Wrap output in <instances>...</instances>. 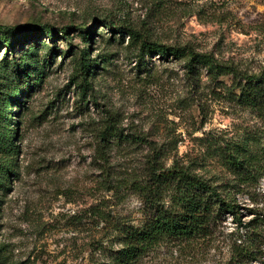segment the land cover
Segmentation results:
<instances>
[{
	"label": "rangeland",
	"instance_id": "obj_1",
	"mask_svg": "<svg viewBox=\"0 0 264 264\" xmlns=\"http://www.w3.org/2000/svg\"><path fill=\"white\" fill-rule=\"evenodd\" d=\"M106 22L264 76V0H0V26H29L0 32V264H117L123 230L149 216L151 169L175 165L236 194L243 224L226 215L211 238L162 242L134 264H264L263 244L237 261L230 234L244 243L263 212L264 106L241 103L232 75L140 57V40Z\"/></svg>",
	"mask_w": 264,
	"mask_h": 264
},
{
	"label": "trees",
	"instance_id": "obj_2",
	"mask_svg": "<svg viewBox=\"0 0 264 264\" xmlns=\"http://www.w3.org/2000/svg\"><path fill=\"white\" fill-rule=\"evenodd\" d=\"M104 26L114 34L128 33L135 40H140V57L154 53L164 57L176 56L185 58L186 67L190 72H193L196 69L195 65L198 64L206 66L215 75H232L235 87L242 90L239 95L241 103L252 107L264 106L263 74L242 75L234 67L219 64L211 55L197 53L190 48L141 40L140 34L133 29L117 28L110 22H106ZM28 27L27 25L0 26V32L7 35V33L21 32ZM35 32L47 35L54 43L57 36L69 40L67 29L64 28L57 30L44 27L38 28ZM84 34L88 41L93 32L84 31ZM5 47L8 53L12 50L13 43L6 39ZM81 65L85 76L93 68L92 60L85 56L82 58ZM16 69L20 71L22 68ZM228 158H230L229 165H233L239 172L243 171V174H251L257 169L250 161L245 163L246 159L240 160L236 155H229ZM141 191L149 203L150 213L141 226L123 230L124 247L117 251L114 257L117 264H134L144 252L165 241L180 244L205 241L215 235L221 220L226 215H232L239 224H243L240 217L241 207L235 197L236 194H233L229 188L224 192L219 191L210 182L183 167L153 166L150 183L142 186ZM164 198L170 199L168 207L165 206ZM246 227L248 228L246 237L249 239L244 243L239 242L244 237L239 231L238 234L230 233L234 236L239 262L253 259L256 252L262 248V244L264 248V242H262L264 241V205L263 212H259ZM251 233L252 235L248 236Z\"/></svg>",
	"mask_w": 264,
	"mask_h": 264
}]
</instances>
